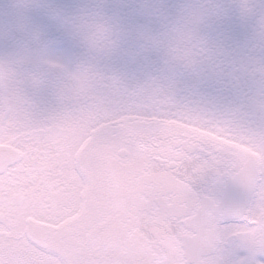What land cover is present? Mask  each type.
Here are the masks:
<instances>
[{
  "label": "snow or ice",
  "instance_id": "6c2138e0",
  "mask_svg": "<svg viewBox=\"0 0 264 264\" xmlns=\"http://www.w3.org/2000/svg\"><path fill=\"white\" fill-rule=\"evenodd\" d=\"M28 88L0 75V264H264V124L154 81Z\"/></svg>",
  "mask_w": 264,
  "mask_h": 264
},
{
  "label": "clouds",
  "instance_id": "9594fccd",
  "mask_svg": "<svg viewBox=\"0 0 264 264\" xmlns=\"http://www.w3.org/2000/svg\"><path fill=\"white\" fill-rule=\"evenodd\" d=\"M208 3L210 9H201L200 5ZM245 9L240 7V16L244 19L254 18V39L264 46V0H243ZM12 4L9 9L12 10ZM196 14L198 18H192ZM218 14V9L212 0H190L177 13L174 26L161 35H152L143 29L134 30L139 48L144 52L157 51L167 68L180 69L187 74H198L215 55L208 42L201 34L202 26ZM62 22L67 25L69 33L87 49L92 61L97 58H107L121 49L124 30L113 25L99 11L78 10L70 15H62ZM16 31L28 40L32 48L18 52L12 58L0 60V75L9 80L24 81L31 89L38 90L45 85L50 73L61 77V88H74L85 77L94 82L102 74L109 78H117L129 83L157 82L177 89L180 85L172 80H164L159 75H149L143 79L131 80L119 72H108L98 67L92 61L78 62L72 67L52 62L44 52L45 42L39 33L26 23H19ZM264 79V73H261Z\"/></svg>",
  "mask_w": 264,
  "mask_h": 264
},
{
  "label": "rangeland",
  "instance_id": "374dc122",
  "mask_svg": "<svg viewBox=\"0 0 264 264\" xmlns=\"http://www.w3.org/2000/svg\"><path fill=\"white\" fill-rule=\"evenodd\" d=\"M88 1L94 2V5L98 4L96 0H0V60L12 58L21 50H31V43L16 31V26L23 22L29 28L38 31L40 39L45 42L44 52L49 60L68 67L75 65L72 39L74 41L76 38L69 33L67 25L62 22V15L86 10L85 5ZM153 1L157 2L158 7L175 3L183 7L190 2V0H150L149 2L153 4ZM212 2L216 5L218 14L202 26L201 34L215 53L211 58L214 60L221 44L225 49L235 47L240 50L241 43L251 35L252 23L249 19L240 16L237 0H212ZM9 4H12V10L9 9ZM231 16L234 19L228 21ZM214 72L212 70V76L218 77L219 72ZM60 81L61 77L58 74L50 73L44 86L38 90L28 88L26 93L30 99H58Z\"/></svg>",
  "mask_w": 264,
  "mask_h": 264
},
{
  "label": "trees",
  "instance_id": "16d2710c",
  "mask_svg": "<svg viewBox=\"0 0 264 264\" xmlns=\"http://www.w3.org/2000/svg\"><path fill=\"white\" fill-rule=\"evenodd\" d=\"M96 1L98 3L96 5L93 4L94 2L88 1L85 5L86 10L101 11L113 25L124 30L121 49L111 57L97 58L92 61L87 49L80 41L72 39L74 63L92 61L104 71L119 72L131 80L143 79L149 75H159L164 80L169 79L177 82L180 85L176 89L179 94L196 91L207 97L215 95L217 76H212V70L215 71L214 73H218L226 64L221 58L225 49L223 44L216 52V58L210 59L209 63L205 65L208 67L203 68L197 76H193V74L184 73L180 69L165 67L157 51H142L134 38L136 29H143L152 35H161L169 31L175 24L177 13L182 8L180 4L158 7L157 2L153 1L152 4L149 2L150 0ZM232 19L234 18L231 16L228 21H232Z\"/></svg>",
  "mask_w": 264,
  "mask_h": 264
},
{
  "label": "flooded vegetation",
  "instance_id": "af4514ba",
  "mask_svg": "<svg viewBox=\"0 0 264 264\" xmlns=\"http://www.w3.org/2000/svg\"><path fill=\"white\" fill-rule=\"evenodd\" d=\"M249 21L252 23L251 35L241 43V49H224L221 58L226 64L216 77L215 95L212 98L218 100L225 108L239 109L247 124L259 127L264 124V110L261 109V104H264V79L258 70L264 65V46L254 39V18ZM253 65L256 71L251 70ZM31 100L42 113L58 106V99ZM220 194L226 200H238L244 195L241 189L234 185L223 187Z\"/></svg>",
  "mask_w": 264,
  "mask_h": 264
}]
</instances>
